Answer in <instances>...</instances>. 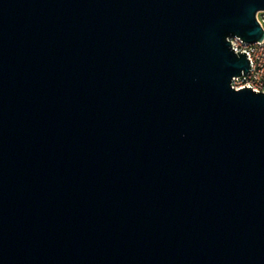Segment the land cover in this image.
I'll return each instance as SVG.
<instances>
[{
  "label": "water",
  "instance_id": "1",
  "mask_svg": "<svg viewBox=\"0 0 264 264\" xmlns=\"http://www.w3.org/2000/svg\"><path fill=\"white\" fill-rule=\"evenodd\" d=\"M261 11L0 0V264H264Z\"/></svg>",
  "mask_w": 264,
  "mask_h": 264
},
{
  "label": "built area",
  "instance_id": "2",
  "mask_svg": "<svg viewBox=\"0 0 264 264\" xmlns=\"http://www.w3.org/2000/svg\"><path fill=\"white\" fill-rule=\"evenodd\" d=\"M256 19L264 31V11L257 13ZM231 47L237 52H246L251 64L247 74L232 79L231 85L234 90L243 87H251L253 92L264 93V39L255 43H245L239 37L233 36L228 39Z\"/></svg>",
  "mask_w": 264,
  "mask_h": 264
}]
</instances>
